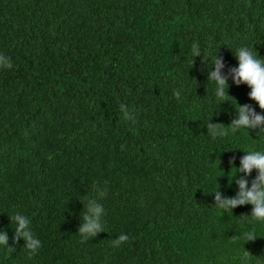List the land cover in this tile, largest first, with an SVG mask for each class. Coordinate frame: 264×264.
Segmentation results:
<instances>
[{
  "label": "trees",
  "instance_id": "16d2710c",
  "mask_svg": "<svg viewBox=\"0 0 264 264\" xmlns=\"http://www.w3.org/2000/svg\"><path fill=\"white\" fill-rule=\"evenodd\" d=\"M241 46L264 58V0H0L13 64L0 69V233L15 249L0 245V264H264L252 205L223 212L213 195L234 198L241 177L250 188L257 171L235 167L264 152V130L207 133L239 105L264 115L248 85L229 76L222 103L208 80L217 55L224 75L239 66ZM89 199L104 231L82 242ZM16 213L42 243L35 256L14 243Z\"/></svg>",
  "mask_w": 264,
  "mask_h": 264
},
{
  "label": "clouds",
  "instance_id": "9594fccd",
  "mask_svg": "<svg viewBox=\"0 0 264 264\" xmlns=\"http://www.w3.org/2000/svg\"><path fill=\"white\" fill-rule=\"evenodd\" d=\"M192 52L193 57L201 54L198 45L193 46ZM235 56L239 61V66L229 69L228 75H224L221 71L225 66L222 57L217 55L213 62L214 70L210 71L208 80L215 82V97L222 103L227 102V97L229 96L228 78L231 76L236 85L246 84L251 88V92L249 93L250 99L254 100L261 110H264V58L257 55L253 49L244 46L238 48ZM12 67L11 58H6L3 54H0V69H11ZM174 95L179 99L180 92L177 91ZM120 111L123 113L125 120L132 123L136 122L135 114L128 110L127 105L121 104ZM237 112L239 114L238 118L231 121L229 124L230 128H224L222 123H212L211 121L206 124L207 133L213 140L223 138L228 134L229 130L232 133H236L240 129L264 130V115L258 114L252 106L247 104L239 105ZM245 153L246 155L240 159V167H235L237 173H244L247 176L255 169L258 175L252 180L250 188L248 187L246 178L235 179L239 190L234 198H222V193L219 189L216 190L213 193L215 206L223 212H227L229 210L232 211L238 206L250 204L252 205L251 216L255 221L264 223V152L249 150ZM97 192L100 197H106L107 195V189H97ZM84 207L86 212H84L83 222L78 230L82 242L96 237L97 234L104 231L101 218L105 214L103 205L97 203L95 199H89L87 205ZM10 220L16 225L13 237L14 243H18L20 239H23L29 256L37 255L39 249L42 247V243L32 232L29 218L21 213H16L10 216ZM245 238L250 242L254 241L257 236L254 232H249L245 234ZM128 241L129 236L121 233L117 239L112 241V244L115 247H119ZM0 245L6 246L10 251L15 250L13 247L8 246L7 233H0ZM245 252L248 257L251 256L248 251Z\"/></svg>",
  "mask_w": 264,
  "mask_h": 264
}]
</instances>
